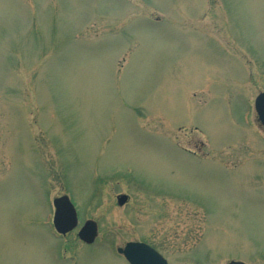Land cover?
I'll use <instances>...</instances> for the list:
<instances>
[{
	"label": "rangeland",
	"instance_id": "374dc122",
	"mask_svg": "<svg viewBox=\"0 0 264 264\" xmlns=\"http://www.w3.org/2000/svg\"><path fill=\"white\" fill-rule=\"evenodd\" d=\"M262 92L264 0H0V264H264Z\"/></svg>",
	"mask_w": 264,
	"mask_h": 264
},
{
	"label": "water",
	"instance_id": "95a60500",
	"mask_svg": "<svg viewBox=\"0 0 264 264\" xmlns=\"http://www.w3.org/2000/svg\"><path fill=\"white\" fill-rule=\"evenodd\" d=\"M255 109L264 128V93L256 98ZM126 201V196L118 198L120 206L124 205ZM53 206L55 208L53 224L59 234L66 235L78 227L76 209L67 196L55 198ZM97 236L98 227L94 221H87L78 234L79 239L87 245L93 244ZM118 253L122 254L130 264H167L158 253L142 243H128L124 248H119ZM230 264L244 263L231 262Z\"/></svg>",
	"mask_w": 264,
	"mask_h": 264
},
{
	"label": "flooded vegetation",
	"instance_id": "af4514ba",
	"mask_svg": "<svg viewBox=\"0 0 264 264\" xmlns=\"http://www.w3.org/2000/svg\"><path fill=\"white\" fill-rule=\"evenodd\" d=\"M153 248V247H152ZM155 249V248H154ZM156 250V249H155ZM157 252H159L158 250H156ZM160 253V252H159ZM161 254V253H160ZM162 255V254H161ZM165 258V257H164Z\"/></svg>",
	"mask_w": 264,
	"mask_h": 264
}]
</instances>
